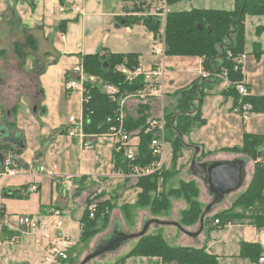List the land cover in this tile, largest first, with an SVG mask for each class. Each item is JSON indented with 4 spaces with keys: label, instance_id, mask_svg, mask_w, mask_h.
<instances>
[{
    "label": "crops",
    "instance_id": "crops-1",
    "mask_svg": "<svg viewBox=\"0 0 264 264\" xmlns=\"http://www.w3.org/2000/svg\"><path fill=\"white\" fill-rule=\"evenodd\" d=\"M141 3L149 6H145L143 11H134V7ZM150 4L153 5L154 1L0 0V88L4 83H9L8 89L10 83L16 87L15 96L11 95L7 104L0 101V146H21L20 153L15 154L13 148L4 156L13 159L19 173L9 181L5 191L15 196L3 197L1 206L5 214L28 216L39 226L36 232L21 228L16 242L8 240L1 245L0 252L2 247L6 248L5 256L11 261L9 264H38L57 233L58 220L61 221L62 230L71 237L73 248H76L83 211L87 200L94 195L104 193L102 199L115 197L118 207L134 204L140 192L133 187L136 177L113 170L112 141L104 135H89L82 140L68 136V119L70 116L82 117L83 104L81 94L67 93L65 84L78 79L73 70L76 66H83L85 56L132 54L137 56L138 64L146 70H165L164 77L156 80L155 88L159 94H152L148 98L150 116L164 115L165 110L173 108L175 99L171 96L199 79L202 59L152 53L153 45L160 41L162 35L155 37L143 23V14L149 12ZM234 7L235 0H178L169 6V11L203 9L230 12ZM244 24L246 88L249 96H264V32L259 36L255 33L256 28L264 27V16L246 15ZM256 43L263 52L259 60L253 53ZM11 76H15L14 81ZM205 86H208V90H205L201 107L205 125L194 129L184 139L197 145L193 146L199 148L197 157L200 151L213 152L202 162L231 161L242 157L220 150L241 146L245 132L264 135V115L258 114L243 122L236 112L232 95L222 94L228 89L224 82H210ZM163 103H166V107H162ZM137 104L135 97H125V118L136 117ZM8 123L13 124L12 128ZM131 145L136 153L137 137L131 138ZM171 153L172 150L167 154L168 158L164 154L163 169L169 168ZM193 153L194 148L183 149L182 157L178 160L180 172L172 178L170 185L194 178L188 172V162ZM1 156L0 152V167L3 161ZM186 165L187 168H184ZM41 167L45 172H40ZM47 172H51V175ZM253 172L254 163L247 160L248 183ZM194 180L199 183L196 178ZM33 183L37 184L38 191L28 193L27 189ZM199 193V201L205 206L211 203V196L202 182ZM206 195L209 201L205 203ZM229 196L212 208L209 217L230 208L233 196L227 202ZM171 204L173 209L168 213L172 212V216L170 219L163 218V221L178 223L179 212L185 204L175 200ZM174 205H178V209ZM118 207L110 213L111 231L91 239L86 255L104 245V238L114 229H120L125 234L137 233L144 222L158 218L148 210L137 209L135 217L127 221ZM54 209L60 211L59 218L53 215ZM234 211L240 212L241 209ZM44 226L48 228L42 229ZM166 227L176 229L172 233L183 244L180 247L205 245L206 252L215 256L218 264H253L240 257L242 243L259 245L262 251L260 257L264 256V229H258L248 221L229 223L223 227L215 226L211 221L204 225L202 233L196 238L185 235L174 226ZM208 228H212V231L208 232ZM151 229L152 234L160 233L164 238L161 226L151 225L147 233ZM131 241L133 245L125 255L137 240ZM126 245H122L121 250ZM124 264L160 263L157 259L130 257ZM257 264H260L259 261Z\"/></svg>",
    "mask_w": 264,
    "mask_h": 264
},
{
    "label": "trees",
    "instance_id": "trees-1",
    "mask_svg": "<svg viewBox=\"0 0 264 264\" xmlns=\"http://www.w3.org/2000/svg\"><path fill=\"white\" fill-rule=\"evenodd\" d=\"M178 0H166L168 6H172ZM147 3H141L134 7V11H143ZM264 16V0H235L233 11L221 10H191L188 12L170 11L166 16L164 27L159 19L145 17L143 23L147 30L155 37L162 35L166 56L197 57L202 59V69L207 72H219L225 69L230 82H240L242 75L235 71L236 59L244 53L245 46V16ZM137 21V20H134ZM264 32V27L256 30L259 36ZM253 53L259 60L263 54L258 43L254 44ZM124 65L128 70H134L138 65L136 55H88L83 58V71L88 76L97 77L103 84L111 85L118 90L116 100L128 95L145 90L144 77L137 76L132 81L118 71V67ZM217 83L213 80L198 79L188 87L183 88L171 96L175 99V105L170 110L164 111L165 141L170 144L172 153L168 169L161 168L148 175L136 178L133 186L139 189L133 205L119 206L127 221L133 218L134 210H148L152 216L164 215L170 211L171 201L181 199L185 207L179 212L178 223L184 229L199 227V220L204 211V206L199 201V187L194 178L180 181L177 186L169 187V183L180 171L178 160L182 157V151L186 147L194 148L196 144L185 142L194 129L205 125L202 119L201 107L208 90V83ZM85 90L89 96L88 103L83 104L82 122L83 133L86 136H101L106 134L115 123L118 110V102H114L101 86L85 84ZM223 95H229L235 100V109L239 102L252 106L255 114L264 115V96H245L241 98L233 87H228ZM149 98V97H148ZM148 98L139 101L136 109V117H128L124 122V129L130 137L138 138L135 160L129 162L123 152H113V170L115 172L131 175L133 168H146L159 161L152 155L150 144L155 132L147 131L150 116ZM14 112V111H13ZM111 119L112 122H107ZM12 128L13 124L8 123ZM14 148V147H13ZM9 145L0 146L1 157L11 151ZM20 144L15 146V154L20 153ZM222 152L240 155L245 160L254 163V172L246 185V189L238 194L231 203L229 209L218 212L205 218L204 225L211 221H219L215 226L223 227L229 223H242L248 221L256 228L264 229V135L244 133L242 145L239 147L220 150ZM213 152L200 151L197 161L202 162ZM190 165V161L188 162ZM169 187V188H168ZM80 191V190H79ZM7 192L3 197H13ZM104 193L92 196L87 200V205L80 220L81 234L79 242H88L101 230L107 227L110 213L115 208V197L102 199ZM115 200V201H114ZM95 202L96 210L92 218L88 210L90 204ZM204 207V208H203ZM240 208L241 211H234ZM208 232L212 228L207 229ZM4 237L13 234L2 230ZM74 248L69 251L68 260L63 264H72ZM262 251L257 244L242 243L240 245V257L257 264ZM130 257H143L157 259L160 264H218L215 256L206 252V246L202 247H171L160 233H147L137 239L132 250L113 264H124Z\"/></svg>",
    "mask_w": 264,
    "mask_h": 264
},
{
    "label": "built area",
    "instance_id": "built-area-1",
    "mask_svg": "<svg viewBox=\"0 0 264 264\" xmlns=\"http://www.w3.org/2000/svg\"><path fill=\"white\" fill-rule=\"evenodd\" d=\"M154 1V4H150V10L147 13H144L145 17L157 18L161 21L162 25H165L166 16L170 12L169 6L167 5L166 0H151ZM149 6V5H148ZM160 41L156 42L153 45L152 53L155 55H165V45L164 39L161 37ZM246 62V54H241L236 59V66L234 67L235 71H239L242 75V80L240 82H230L228 79V73L225 69H221L219 72H207L204 71L201 67L199 70V78L202 80H213L224 82L227 87H233L238 95L243 98L248 96L247 90V81L244 76V65ZM118 71L124 74L129 81H132L137 76L144 77V81L147 84L145 90H141L133 95H128L127 97H135L137 101H144L148 97L158 95L159 92L155 88L156 80L163 78L165 75V70L163 68H153L151 70L144 69L141 65H137L134 70H128L124 65L119 66ZM77 76V80H71L66 82L65 89L67 93L79 92L82 96V104L88 103L89 96L85 90V84H92L96 86H101L104 93H106L114 102H118V110L115 118V123L109 128L104 136L108 137L113 144V152H123L124 157L132 162L135 160V150L131 145V137L124 129L125 116L123 113L124 99L120 98L116 100V95L118 90L107 84H103L100 79L94 76H88L83 71V66H76L73 70ZM153 94V95H152ZM236 112L239 114L242 121L247 122L251 117H255L258 114H255L252 110V106L248 103L239 102ZM107 122H112L111 119H108ZM155 132V136L150 144V150L153 156L158 157L159 161L146 167V168H133L132 175L134 177H139L141 175H148L154 171L160 170L162 168V158L164 156V150L166 147L165 141V119L164 115L161 113L159 116L154 117L149 121L148 130ZM68 136L69 137H78L80 140L84 139L86 135L83 133V122L82 117L70 116L68 119ZM102 136V135H101ZM40 172H45L44 168H40ZM19 173V170L14 165L13 159L8 156L5 157L2 161L0 167V248L1 245L6 241L16 242V235L21 231V228H27L36 232L39 229L38 223L32 218L24 215H7L3 212L1 201L3 198V193L6 191L9 181L16 177ZM48 175H51V172H47ZM38 191L37 184L33 183L27 189L28 193H35ZM90 212V218L93 217L96 204L92 202L88 208ZM53 215L57 218L60 216V211L54 209L52 211ZM214 224H219L218 220L214 221ZM61 221L58 220L56 224L57 233L55 237L48 244L46 250L44 251L38 264H63V262L68 260L69 251L73 248V242L69 235H67L61 227ZM48 226H44L42 229L46 230ZM5 229L7 232L12 233L11 238L4 237L2 230ZM45 237L46 234H44ZM11 239V240H10ZM259 263L264 264V256L259 258Z\"/></svg>",
    "mask_w": 264,
    "mask_h": 264
},
{
    "label": "water",
    "instance_id": "water-1",
    "mask_svg": "<svg viewBox=\"0 0 264 264\" xmlns=\"http://www.w3.org/2000/svg\"><path fill=\"white\" fill-rule=\"evenodd\" d=\"M199 152L198 147H194V153L189 165V174L197 180H200L204 187L207 189L211 196V203L206 205L203 214L199 220V227L197 231L191 232L177 222H167L159 219H150L143 223L141 230L137 233L125 234L120 229H114L111 234L117 231L118 235L113 239L109 237V241H105V244L100 248L94 249L87 254L78 264H89L91 261L99 257L106 252H112L119 249L129 240L139 239L147 234V231L151 225L158 226H174L185 235L196 238L198 237L204 227L205 218L210 214L212 208L227 198V196L237 193L242 189L246 182V163L242 157L235 158L231 161H197V154ZM120 230V231H119ZM110 234V235H111ZM112 238V239H111Z\"/></svg>",
    "mask_w": 264,
    "mask_h": 264
},
{
    "label": "rangeland",
    "instance_id": "rangeland-1",
    "mask_svg": "<svg viewBox=\"0 0 264 264\" xmlns=\"http://www.w3.org/2000/svg\"><path fill=\"white\" fill-rule=\"evenodd\" d=\"M163 26V25H162ZM259 28H262V27H258V28H256V30H258ZM256 32V31H255ZM249 33H250V31H249ZM2 72V71H1ZM15 73H17V72H15ZM11 79H12V81H14L15 80V76H11ZM3 85V88H0V101L3 103V104H7V101H9V98H10V96L11 95H14L15 96V94H14V89H16V87H15V85H14V83H10V89H8V85H9V83H4V84H2ZM7 88V89H6ZM159 106H160V103L158 104ZM162 105V107H166V103H163V104H161ZM244 122V121H243ZM187 138V137H186ZM185 140V142H187V139H184ZM169 146H170V144H167L166 145V147H165V150H164V154H165V157L166 158H168V155L167 154H169V152L171 151V149H169ZM171 148V147H170ZM184 168H187V165H186V167H184ZM183 168V169H184ZM180 172V171H179ZM199 181V183H197L196 181V183H197V185H198V187L200 188V180H198ZM171 184H172V182H171ZM248 184V178H247V181L245 182V184H244V186L242 187V189L240 190V191H238L237 193H235V194H233V195H230L229 197H228V199H227V202H229L228 200H231L232 199V196H233V199L238 195V194H240L241 192H243L245 189H246V185ZM178 184L177 183H173L172 185H170V183H169V187H171V186H177ZM95 196V195H94ZM231 198V199H230ZM115 201V200H114ZM175 201H182L181 199H179V200H175ZM209 201V197H208V195H206L205 196V198H204V200H203V202H208ZM201 202V201H200ZM115 204H117L118 205V202H116L115 201ZM185 204V203H184ZM201 204L204 206V207H206L205 206V204H203L202 202H201ZM174 207L176 208V209H178V205H174ZM185 207V206H184ZM203 207V208H204ZM118 209L120 210V208L118 207ZM171 209H173V206H172V204H171V208H170V210ZM138 210H140V209H138ZM172 211V210H171ZM133 212V218L135 217V215H136V210H134V211H132ZM120 213H121V210H120ZM174 213V212H173ZM174 216H175V213L173 214ZM171 216H172V212H170V213H168V215H158V216H154V217H158V218H161L160 220H163V218H165V219H170L171 218ZM132 218V219H133ZM157 218V219H158ZM131 219V220H132ZM130 220V221H131ZM178 220H179V215H178ZM165 221V220H164ZM167 222H169V221H167ZM152 228H154V227H152ZM161 228L164 230V238H165V240H166V242H167V244L169 245V246H171V247H180L181 245H183L182 243H181V241L177 238V237H173V233L172 232H175L176 231V229L175 228H172V227H170L169 229H168V227H166V226H161ZM198 228H197V226L196 227H194L192 230H190V231H193V232H195L196 230H197ZM111 231V229H110V222L108 223V225H107V227L106 228H104L103 230H101L100 231V233L99 234H107L108 232H110ZM120 231V230H119ZM151 234H152V229H151V231H149ZM167 232H169V233H167ZM98 235V234H97ZM113 234H111V235H108L107 237H105L104 238V240L106 241H109L110 240V238L109 237H111ZM162 236V235H161ZM95 237V236H94ZM163 237V236H162ZM93 239V238H92ZM80 240V239H79ZM137 240V239H136ZM91 241V240H90ZM90 241H88V242H78L77 244H76V248H74L75 250H74V252H73V255H72V257H73V260H72V264H78L85 256H86V253L89 251V243H90ZM135 242V241H134ZM125 244H127L126 246H125V248L123 249V250H121V247L119 248V249H117V250H115V251H112V252H106V253H104V254H102V255H100L99 257H97L96 259H94L93 261H91L89 264H95V263H100V264H111V263H114L115 261H117V260H119V259H121V257H123L124 255H125V253L129 250V249H131V246L133 245V242L131 241V240H129V241H127ZM101 247V246H100ZM1 258H0V264H9L11 261H10V259H9V257H7V256H5V253H6V248H3L2 247V249H1ZM111 254V255H110ZM13 263V262H12ZM14 264V263H13Z\"/></svg>",
    "mask_w": 264,
    "mask_h": 264
},
{
    "label": "flooded vegetation",
    "instance_id": "flooded-vegetation-1",
    "mask_svg": "<svg viewBox=\"0 0 264 264\" xmlns=\"http://www.w3.org/2000/svg\"><path fill=\"white\" fill-rule=\"evenodd\" d=\"M115 235H118L117 231H115V233L113 234V236H112L113 239L116 237Z\"/></svg>",
    "mask_w": 264,
    "mask_h": 264
}]
</instances>
